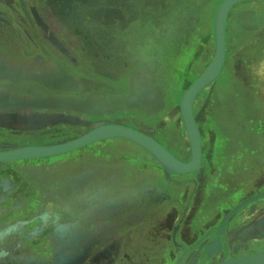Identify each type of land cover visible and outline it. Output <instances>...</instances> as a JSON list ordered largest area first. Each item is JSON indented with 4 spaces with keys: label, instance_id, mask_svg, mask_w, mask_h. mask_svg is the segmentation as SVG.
<instances>
[{
    "label": "rangeland",
    "instance_id": "rangeland-1",
    "mask_svg": "<svg viewBox=\"0 0 264 264\" xmlns=\"http://www.w3.org/2000/svg\"><path fill=\"white\" fill-rule=\"evenodd\" d=\"M144 1L133 0V9L142 11L144 3L149 5ZM218 1L207 0V4L217 9ZM100 2L88 0L84 5L92 10ZM19 5L17 0H0V40L27 42L23 29L25 17L39 28V33L30 39L45 42V48H35L28 43L21 47L29 51L25 58L29 60V68L39 63L43 67L55 65L53 76L72 78L62 66L68 62L75 71L73 54L60 46L66 37L34 21L32 14L23 15L25 12ZM206 14L202 16L197 59L188 72L184 90L213 57L215 37L206 34ZM134 19L141 29L136 30L139 39L143 37L146 43L163 40L156 34V27L161 24L160 21L155 23L156 18L137 15ZM79 24V19L75 20L71 35L77 40H87ZM226 26L223 65L216 76L200 88L192 104L202 137L198 168L178 174L166 171L150 150L134 141L129 144V139L119 135L58 154L33 155L27 150V155L0 159V264H183L190 260L188 255L201 240L215 241L222 237L224 244L225 233L241 217L261 210L259 215L264 219V182L261 187L254 186V173L242 161L246 159L244 154L261 150L247 147L245 139L248 131L256 132L247 122H252L258 106L264 115V67L261 65L264 61V0L235 3ZM172 36L168 35L167 40ZM30 46L33 48L28 49ZM5 56L10 55L0 52L1 58ZM0 64L2 151L84 134L99 123H120L105 121L104 116L86 123V119L100 112L101 107L97 105L93 107L94 112L87 109L88 106H84L82 112L77 103L64 102L54 108H36L35 112V105L42 103L37 92L46 88L43 81L48 74L36 80L31 71L23 75L19 71L21 76L15 70L16 65H6L4 59ZM241 72L247 75L240 89L245 93L254 90L256 97L239 96L234 80ZM75 76L73 81L52 82L53 100L78 91L67 85L79 87L76 81L79 78ZM246 101L250 107L245 111ZM215 106L220 111L217 116ZM160 110H165V105ZM135 115L143 118L147 114L137 109ZM63 119L71 121L64 124ZM151 123L153 126L145 133L156 140L167 137L164 134L168 129L166 118ZM182 123L184 133L176 135L179 139L174 144L160 141L174 153L188 158L189 136ZM261 132L264 128L253 134L258 138ZM258 160L264 167V151L259 152ZM263 167H259L260 172ZM226 213L230 216L222 226ZM258 226L256 223L252 227ZM188 229L200 232L196 238L199 240L189 241L184 234ZM257 241L261 245L258 250L264 249V236ZM253 248L251 244L250 249Z\"/></svg>",
    "mask_w": 264,
    "mask_h": 264
},
{
    "label": "crops",
    "instance_id": "crops-1",
    "mask_svg": "<svg viewBox=\"0 0 264 264\" xmlns=\"http://www.w3.org/2000/svg\"><path fill=\"white\" fill-rule=\"evenodd\" d=\"M17 1L20 2L19 6L25 12L23 15H31V12L37 11L35 14L39 16L38 0ZM56 1L67 6V2L72 0H47L49 10L54 6L57 7V3L51 4ZM81 1L86 3L88 0ZM98 1L102 2L92 10L82 3L81 10L84 15L79 27L80 32L87 36V40L82 39L79 43L68 47V51L73 54L72 64L75 71L81 73L82 77L76 79L79 83L77 89L73 84L67 85L71 90L78 91L59 97L51 104L58 106L63 105L64 102L68 103L67 105L71 102L77 103L82 108V112L84 106H88L86 108L94 112L93 107L97 105L101 107L100 112L86 119V123L95 122L104 116L105 121L123 122L143 131H147L150 126H153L151 123L153 120L164 117L168 122V129L164 132L167 137H161L160 140L174 144L175 138L178 137L176 135L180 136L184 133L179 103L185 92L184 82L188 72L197 59L196 46L200 39L202 16L207 13L206 34H214L216 8H210L207 0H145L144 2H149V5L144 3L142 11L138 8L133 9V0ZM221 1L219 0L218 3ZM202 2H205L203 6H201ZM137 15H151L156 18L155 23L160 21L161 24L156 27V34L163 40L158 39L146 43L143 37L139 39L136 30L141 29L137 25V20L134 19ZM210 18L212 19L210 20ZM40 24L45 23L40 22ZM72 26L69 28L70 33L73 32ZM170 34L173 36L171 40H167ZM141 35L144 36L142 33ZM15 52L21 54L20 50H14ZM247 52L250 56V51L247 50ZM1 59L6 60L5 57ZM250 65L251 62H249ZM245 73L241 72L239 78L234 80L236 91L239 92V96L244 98L256 97L257 93L254 90L245 93L240 89L244 86L242 80H246L247 73ZM58 78L51 73L46 77L50 82L48 83L45 79L43 83L51 89L54 86L52 82L56 83L59 80L68 82L73 77ZM226 95L229 96V94ZM164 105L165 110L161 111L160 108ZM249 107L250 104L246 101L244 110L246 111ZM137 109H142L147 115L138 118L135 115ZM106 112H110V114H103ZM214 112L217 116L220 112L219 108L215 106ZM256 112L252 122H247V124L259 132L264 128V115L261 113L263 109L258 106ZM166 114H169V117H165ZM67 121H71V119L61 120L64 124L68 123ZM256 132L248 131L245 144L249 148L264 151L262 150L264 132H261L258 138L253 134ZM129 141L132 142L130 139L127 140L129 144ZM259 152L246 153L244 154L246 159L242 160L248 166V170L254 173L252 177L256 187L264 182V169L261 172L259 170V167H263L258 160ZM260 212L261 210L235 221L225 233L224 244L222 237L216 239L217 243L216 240L211 241V239L201 240L202 243L195 248L190 256L188 255L187 258L190 257V260L183 264H217L229 257H240L260 251L258 249L261 245L257 240L264 236V219H261ZM256 223L259 224V228L252 227ZM185 233L189 241L196 239L200 234V232L190 229ZM251 244L254 246L253 249H250Z\"/></svg>",
    "mask_w": 264,
    "mask_h": 264
},
{
    "label": "flooded vegetation",
    "instance_id": "flooded-vegetation-1",
    "mask_svg": "<svg viewBox=\"0 0 264 264\" xmlns=\"http://www.w3.org/2000/svg\"><path fill=\"white\" fill-rule=\"evenodd\" d=\"M37 3L39 4V8H38V15L39 16H37L35 14L37 11L35 13L31 12V14L34 16L35 21L38 22L39 24H40V22L45 23L53 31H56V33H59V35L66 37L65 41L61 42V45H60L61 47H64L68 51L69 50L68 47L73 46L82 40V39L77 40L76 37L72 36L71 35L72 33H70L69 28L74 24L75 20L79 19V22L81 21V18L84 15V12H82L81 7H82V3L84 4V2H82L81 0H72L70 2H67V6L61 5L60 3H62V2H57V1L55 3L51 2V4L57 3V5H56L57 7L55 8V6H54L53 8H51V10H49L47 0H38ZM22 11H23V9H22ZM24 22L26 24H24L23 29H24V32L27 34L28 41L26 42V41L20 40V41H18V43H16L13 41H9V40L6 41V40L2 39V40H0V52H5V53L10 54V57L5 56V58H6L5 61L8 63L6 65H9V64L12 66L16 65L15 70H16L17 74L19 73V71L22 75L25 74L26 72L29 73L31 71L32 75L35 77V79L38 80L41 75H42V77H45V75H47V74L49 75L48 71L50 72V75H51V73L53 74L55 72L56 67H55V65L51 66L50 64H49L50 66H47V67L44 66L43 67L42 64L39 63V65H37V66L33 65L32 69L29 68V66H28L29 60H28V62L25 61V58L27 57L26 55L28 54L29 51L26 52V51L22 50L21 47L24 48V44L28 43L31 45L34 44L35 46H33V47H35V48H41V47H44L45 42L40 40V39L37 41L31 40L33 36H36V34L39 30L38 25L36 23H33V24H31L30 22L27 23L25 21V19H24ZM80 24H81V22H80ZM49 32H52V31L49 30ZM2 36L4 37L3 34H2ZM66 44H67V46H66ZM33 47L30 46V47H28V49H32ZM14 50H20L21 54H18V52L14 53ZM50 59L51 58L49 57V60ZM0 61H2V63H3V60L1 59V57H0ZM62 66L65 67V69L68 71L69 74H71L72 77L75 75L79 79L82 77L81 73L75 72L74 70H72V66L68 62L62 64ZM18 75H20V74H18ZM63 77H67V76L63 75ZM38 83H40V82H38ZM43 85L46 88H43V87H42V89L40 88L37 92V95H36V96H40L39 99H42V103L40 105H35L34 108L35 109L36 108L42 109L44 107L54 108L56 105L51 104L53 101V98H52L53 95L51 94L50 89L48 90L47 86L44 83H43ZM37 109L35 110V112L37 111ZM175 142H176V138H175Z\"/></svg>",
    "mask_w": 264,
    "mask_h": 264
},
{
    "label": "bare ground",
    "instance_id": "bare-ground-1",
    "mask_svg": "<svg viewBox=\"0 0 264 264\" xmlns=\"http://www.w3.org/2000/svg\"><path fill=\"white\" fill-rule=\"evenodd\" d=\"M239 1L240 0H227V2L225 3V5L223 7L224 8L223 11L225 10L226 22L228 20V15H229L230 9L232 8V6L235 3L239 2ZM219 6H220V3L218 4L216 11L219 9ZM217 22H218V20L216 18V20L214 21L215 45H214V53L213 54L217 55V52H218V55H217L218 59L217 60L219 61L218 63H219V68H220V66L222 67V65H223V62L225 60V55H226L227 26H223L222 21H220L219 23H217ZM216 28H217V30H216ZM216 31L218 32V45L216 43ZM206 79L207 78H205L203 83L207 82L210 79V77L207 81H206ZM198 91H199V89L196 92L190 91L187 98L189 99V97L191 96V94L193 92V94H192L193 96H192L191 101L194 102L195 96H196ZM179 105H180L179 110L183 115L182 118H183L184 126H185V128L188 132V136H189L190 155L188 158L181 157L180 155L174 153L172 151V149L170 147H168L166 144H164L162 141H160L158 139L156 140L153 138L154 142H156L158 145H160L164 149H166L172 156L169 157V156L161 153L160 150L157 148L159 150L158 151L148 140L146 141L144 138L139 137L137 132L145 134L146 136L148 134L145 133L143 130L138 129L137 127L129 126V125L120 123V124H122V126L120 125L119 128H116V130L118 132L127 136V138L136 139V140L140 141L143 145L147 146L148 148H151L154 152L157 153L159 158H161L162 162L164 164H166V166L167 165L169 166L168 168H170V170H171L170 172L177 173V174L181 173V172H179V170L186 169L185 171L188 170L187 172H189L193 169L198 168V166L201 163V157H202V137H201L199 126H198L197 121L195 119L194 113H193V111L191 112V114H190L191 118H190L188 115H186L184 110L181 108V101H180ZM99 125H101V124L99 123V124L93 126V128L96 126H99ZM196 131H197L198 137H199V146L198 147L194 142H192V135H194V133H196ZM85 136H83L82 134H78V135H74V136H71L69 138L63 139V140L52 141V142H48V143H44V144H37V145L45 146L46 148H44V149H48L46 151H49V152L45 153L46 155H53V154L62 153V152L68 151V150H72L74 148L81 147V146L87 144L86 142H84V141H86ZM177 139H179V137H177ZM177 139H176V141H177ZM71 141L73 142L72 144H69L68 146H63V145H65V143H68ZM2 150H0V151H2ZM229 216H230V214L226 213L222 217V226L225 225L226 220Z\"/></svg>",
    "mask_w": 264,
    "mask_h": 264
},
{
    "label": "water",
    "instance_id": "water-1",
    "mask_svg": "<svg viewBox=\"0 0 264 264\" xmlns=\"http://www.w3.org/2000/svg\"><path fill=\"white\" fill-rule=\"evenodd\" d=\"M226 2H227V0H222L220 2L219 9L215 13V20L217 18V20H218L217 23L222 21L223 26L227 25V22L225 20V18H226L225 10L223 11V9H224L223 7H224ZM216 30H217V28H216ZM214 36H215V33H214ZM216 43L218 45V32L217 31H216ZM217 55H218V52H217ZM217 55L213 54V57H212L209 65L204 69V71L199 76H197L195 78V80L189 85L190 87L188 86V88H187L188 90L186 89L183 96H182L181 108L184 110L186 115H188L190 118H191L190 114L193 111L192 110L193 102L191 101L192 96H193L192 95L193 92H196L198 89L200 90V88L203 85H205L210 79H212L214 76H216V74L219 72V69L221 68V66L219 68V63H218L219 61L217 60L218 59ZM209 77H210V79H209ZM205 78H207L206 81L208 79L209 80L207 82L203 83ZM190 91H193V92L188 99L187 97H188ZM181 115H182V113H181ZM120 125L122 126V124H120V123H105V124H101L99 126H96V127L92 128L91 130L87 131L86 133L82 134L83 136L86 135L85 136L86 141H84V142L90 143L91 141L99 140L102 138H107V137L112 136V135H119V136L127 138V136L121 134L120 132H118L116 130V128H119ZM137 133H138L139 137L144 138L146 141L148 140L156 149L158 148L161 153H163L169 157L172 156L166 149H164L162 146H160L156 142H154V139L150 135L146 136L145 134H142L140 132H137ZM127 139H130L134 142H137L141 146L146 148L147 150H150L162 162L161 158H159L157 153L154 152L151 148H148L147 146L143 145L140 141H138L136 139H132V138H127ZM192 142H194L197 145V147L199 146V137H198L197 131H196V133H194V135H192ZM72 143L73 142L71 141V142L65 143V145H63V146H68L69 144H72ZM44 148H46V147L45 146H39V145H32V146H28L27 148H17V149H11V150H7V151H0V159H8V158L27 155L28 154L26 152L27 150H29L28 151L29 154L46 155L45 153H48L49 151H46L48 149H44ZM162 164L164 165V168L166 171H171L170 168H168L169 167L168 165L166 166V164H164L163 162H162ZM185 170L186 169L179 170V172L184 173V172L188 171V170L187 171H185ZM217 264H264V249L254 253V254H250V255H244V256H240V257H229V258H227V259H225V260H223Z\"/></svg>",
    "mask_w": 264,
    "mask_h": 264
},
{
    "label": "clouds",
    "instance_id": "clouds-1",
    "mask_svg": "<svg viewBox=\"0 0 264 264\" xmlns=\"http://www.w3.org/2000/svg\"><path fill=\"white\" fill-rule=\"evenodd\" d=\"M261 65H262V67H264V61H261Z\"/></svg>",
    "mask_w": 264,
    "mask_h": 264
}]
</instances>
